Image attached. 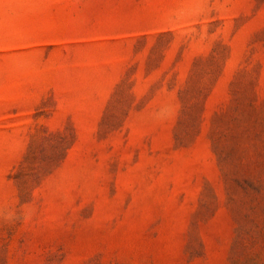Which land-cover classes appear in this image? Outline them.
<instances>
[{
    "label": "rangeland",
    "instance_id": "374dc122",
    "mask_svg": "<svg viewBox=\"0 0 264 264\" xmlns=\"http://www.w3.org/2000/svg\"><path fill=\"white\" fill-rule=\"evenodd\" d=\"M0 264H264V0H0Z\"/></svg>",
    "mask_w": 264,
    "mask_h": 264
}]
</instances>
